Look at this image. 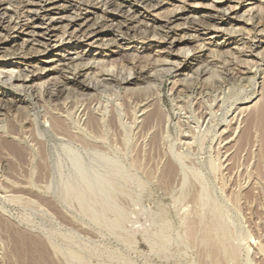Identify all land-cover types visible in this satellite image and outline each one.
Instances as JSON below:
<instances>
[{
    "label": "rangeland",
    "instance_id": "1",
    "mask_svg": "<svg viewBox=\"0 0 264 264\" xmlns=\"http://www.w3.org/2000/svg\"><path fill=\"white\" fill-rule=\"evenodd\" d=\"M263 86L264 0H0V264H264Z\"/></svg>",
    "mask_w": 264,
    "mask_h": 264
},
{
    "label": "bare ground",
    "instance_id": "2",
    "mask_svg": "<svg viewBox=\"0 0 264 264\" xmlns=\"http://www.w3.org/2000/svg\"><path fill=\"white\" fill-rule=\"evenodd\" d=\"M24 7L29 10L30 9V6L26 3L24 5ZM47 7V6H45ZM48 8V7H47ZM171 13V12H170ZM29 15V14H28ZM169 15V14H168ZM169 16H172V17H176L177 14H171ZM170 20V18H169ZM167 21V20H165ZM17 22V21H16ZM167 23V22H165ZM261 23V22H260ZM48 29V28H47ZM45 34V33H44ZM41 35V34H40ZM37 50V49H36ZM185 53V52H184ZM184 67V66H183ZM178 68V67H177ZM63 71V70H62ZM74 73V71H73ZM72 73V74H73ZM146 73V72H145ZM135 74V73H134ZM130 75V74H129ZM144 72L141 69H139L137 71V73L134 75V77H131L132 78H125L126 80V83L127 84H132L134 83L135 81L137 80H140L143 76H144ZM79 72H76L73 74V76L71 78L67 77V76H63L62 75V78H63V82H66L67 84H70L71 86H76V87H81V88H86V89H89V85L88 84H84L82 83L80 80H79ZM11 78V77H10ZM112 81H116L117 79H115L114 77L110 78ZM124 80V82H125ZM57 81V80H56ZM111 81V82H112ZM41 84V83H40ZM68 89V88H66ZM144 89V88H143ZM162 89V88H161ZM72 90V89H71ZM181 91V90H180ZM61 92V91H60ZM262 97H261V101L260 103L256 106V110L257 111V124H258V130L260 131V133L262 134V144H263V147H264V86H263V92H262ZM151 92L149 91H143V92H140V93H131L130 94V98H132L133 101H139V102H142L144 100H148L149 97H152L151 95ZM49 95V94H48ZM59 95V93H58ZM48 97V96H47ZM128 97V98H129ZM95 98V97H94ZM129 98V99H130ZM1 100V99H0ZM124 100V99H123ZM127 100V99H126ZM2 101V100H1ZM158 101V100H157ZM12 103V102H11ZM157 104V103H156ZM159 106V105H158ZM1 109H5L4 106H2V104H0V110ZM147 110L144 112V121H145V124L143 125L144 128H151V127H161V121H160V118L162 119L161 117V113L159 115L158 113V110H157V106L153 103V102H149L148 104V107L146 108ZM255 109V108H254ZM91 115V114H89ZM94 115V114H93ZM115 113L111 114L110 118L111 119H114V116ZM92 117L91 119H95V117L93 118V116H90ZM89 117V118H90ZM18 119V118H16ZM155 120V121H154ZM11 121V120H10ZM53 122H51V126H54L56 127V130H58L57 132H59V130L62 128V124L60 125V122L56 123L55 120H52ZM89 121H92V120H89ZM112 122V121H111ZM12 124V123H11ZM10 124L9 127H7L6 129V132L5 133H2L0 132V154L2 155H6V156H10V157H14L16 161H19L21 162L20 160L21 159V155L23 151L20 150V148L22 147H17L20 146L19 145V142L14 140L13 138V135L15 134H19L18 131H19V128H18V124H15L13 123L12 125ZM112 124V123H111ZM89 127H90V124H88ZM94 127H96L97 129V126H96V122L94 124H91ZM115 125V124H114ZM91 126V127H92ZM112 126V125H111ZM146 126V127H145ZM53 127V129H54ZM115 127V126H114ZM92 128V129H93ZM54 130V131H56ZM10 137V138H8ZM22 149V148H21ZM24 156V155H22ZM84 170V169H83ZM78 171V170H77ZM96 174V173H95ZM94 174V175H95ZM88 176V174H87ZM96 176V175H95ZM98 176V174H97ZM96 176V177H97ZM101 178V177H100ZM105 178V177H104ZM103 190V189H102ZM13 243H14V249H15V252L17 253V255H19L21 257V259H28L29 262L31 264H40V262H42L43 264L45 263H48L49 262V256H48V253L46 251V248L45 246L43 245V243L40 241V239H38L37 237L33 236V235H30V234H26V233H16L15 234V239L13 240Z\"/></svg>",
    "mask_w": 264,
    "mask_h": 264
}]
</instances>
